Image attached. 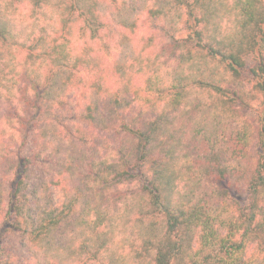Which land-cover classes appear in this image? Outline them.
I'll use <instances>...</instances> for the list:
<instances>
[{"label": "trees", "instance_id": "trees-1", "mask_svg": "<svg viewBox=\"0 0 264 264\" xmlns=\"http://www.w3.org/2000/svg\"><path fill=\"white\" fill-rule=\"evenodd\" d=\"M30 2L61 21L52 36L47 25L37 35L0 11V102H23L21 125L32 121L33 134L23 154L0 138V264H264V0ZM75 19L110 40V67L72 47ZM104 73L120 84L113 95ZM137 76L144 87L134 91ZM140 91L170 99L141 107ZM74 99L78 115L61 134L46 120ZM257 101L253 126L240 107ZM223 181L243 188L246 202L218 188Z\"/></svg>", "mask_w": 264, "mask_h": 264}, {"label": "clouds", "instance_id": "clouds-1", "mask_svg": "<svg viewBox=\"0 0 264 264\" xmlns=\"http://www.w3.org/2000/svg\"><path fill=\"white\" fill-rule=\"evenodd\" d=\"M0 11L4 13V15L18 28L25 30L26 33H32L36 32L38 35V29L39 27H43L47 25L49 27V36L53 35V32L51 29H56L57 31L60 28V21L61 16L60 12L51 6H43L42 12L48 17L47 20L42 19L40 12L34 10L33 4L30 2V0H0ZM82 25V21L80 24H78L76 27H80ZM231 28V24L229 22V19H224L220 24L221 29V35H228L229 29ZM144 33L141 32L138 35H143ZM86 39V38H85ZM85 41L79 39L78 33L74 35L72 38V47L75 48L77 51L81 49L84 46ZM93 48L98 49L99 48V41L95 42L91 45ZM13 51H16L15 49ZM75 54V53H74ZM99 55V57L103 60L102 67H110L112 60H110L107 56L104 55L102 51H98L96 53ZM145 56L148 55V53H144ZM23 56H18L17 60H22ZM43 64V66H42ZM36 70H38L41 78L47 75L48 67L45 62H37L36 64ZM17 72H20L21 69L17 68ZM85 80L88 79L87 76L83 77ZM143 77L137 76L133 79V90L135 91L136 88L143 89L144 85L142 83ZM103 86L105 89H107L108 95L115 94L118 89L120 88V84L117 82V78L115 76H109L107 73H104L103 75ZM82 92L85 91V89H81ZM90 95V93H88ZM170 97H164L163 99L157 101L154 96L146 94L144 91H140L139 93V99L136 101V104L141 107H145V100H149L152 102V104H155L158 109H164L166 105L169 102ZM87 100H82L81 104H86ZM19 124L17 121L13 120L11 124L8 122L0 123V132L3 133V139L9 140V139H20L19 134ZM182 164H187L194 169V165L191 160L188 161H182ZM59 179V178H58ZM184 182H187V176L184 179ZM61 187H64L62 184ZM123 187V186H121ZM183 187V182L181 184V188ZM129 228H131V225H129ZM123 237L119 234L115 237V244L119 246L121 244ZM120 255L123 257H129L130 256V250L125 246L120 251ZM12 264H15V260L12 261Z\"/></svg>", "mask_w": 264, "mask_h": 264}, {"label": "rangeland", "instance_id": "rangeland-1", "mask_svg": "<svg viewBox=\"0 0 264 264\" xmlns=\"http://www.w3.org/2000/svg\"><path fill=\"white\" fill-rule=\"evenodd\" d=\"M102 1H104L103 2L104 4L106 3V0H102ZM78 24H80V21L77 19H75V22L70 23L69 35L67 36V39L70 41L71 45H72V38L74 37V35H76L78 33L79 39L85 41L83 47H86L87 49H89L91 51V52H89L90 54L97 56L96 53L98 51H102L104 53V55L107 56L112 61L117 58V51L115 50L114 47H112V49L110 51L105 50L103 47V43L109 42L110 40H107V38H103L102 40H97L96 38H91L90 37L91 35L86 30H85L86 31L85 32L82 29V25L78 28L76 27ZM146 28L145 27L143 28V29H145V30H143V32L145 31L144 32L145 34H147ZM59 34L62 35L63 33L59 32ZM102 35H107L105 30L102 31ZM155 36L159 37L158 39L160 41L162 38H164V36L162 34H160L159 32L157 34H155ZM97 41H99V48L98 49L93 48L91 46L92 44H94ZM161 46L162 45L158 44V47H161ZM13 53L15 54L16 59L18 56L22 55L21 52L14 51ZM19 61H21V60H19ZM254 61H255V59L252 56L247 57L246 58L247 67L248 68L252 67L253 64L255 63ZM241 80H242V83L246 87H250L249 84L251 82V76L248 73L243 74L241 76ZM16 99L19 100L18 96H16ZM11 102H13V100ZM11 102H6L5 100H2V102H0V123L8 122L9 124H11V122L13 120L17 121L19 126H20L18 129L19 134H20V139L18 141L15 140L14 138L9 139V140H4L2 132H0V135H1L0 138L5 144L10 143L8 145H10V147L13 148L14 151H16L20 154L27 153L28 147H30V145L32 144L31 135H33V134H31V135L27 134V133H30V130L32 127V124H31L32 121H30L28 123L27 127L25 126L26 124L22 126L21 123H27V121H29V117L23 111L24 104L20 100L19 101L16 100L14 102L13 106L10 107L9 103H11ZM78 103L80 104V102H78ZM260 109H261V105L258 101L257 102H251L248 106L240 107L242 115L253 126H255V124H256L258 113H259ZM55 112L58 116L56 118V120L55 121L51 120V118L48 117L46 122H50V123L52 122L54 127H56L58 129V132L62 134V132L64 130V126L67 127L69 122H73L76 119L78 112H79V108H78L77 102L74 99L72 101L71 105H65V107H62V108L60 107ZM104 138H106L107 141L110 142L114 139V135L112 133H109L106 135L104 134ZM50 146L51 147L48 149V153H51L53 148H54L53 144ZM44 162L46 163L47 161L44 160ZM44 165H46V164H41L40 169H44V167H45ZM217 187L220 189H225L229 193L230 197L237 200L238 202H240V203L246 202L247 195H246L243 188H241V187H239V186H237V185H235L229 181L219 182V183H217ZM53 196L56 199L55 195H53ZM22 256H24V254H22ZM22 264H30V262H29V260H24V261L22 260ZM31 264H34L33 260L31 261Z\"/></svg>", "mask_w": 264, "mask_h": 264}]
</instances>
